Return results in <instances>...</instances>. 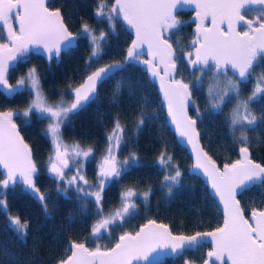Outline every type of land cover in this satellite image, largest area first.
<instances>
[{
    "label": "snow or ice",
    "instance_id": "snow-or-ice-1",
    "mask_svg": "<svg viewBox=\"0 0 264 264\" xmlns=\"http://www.w3.org/2000/svg\"><path fill=\"white\" fill-rule=\"evenodd\" d=\"M180 5L194 6L196 27L188 45L177 48L172 30L178 31L181 26L174 14ZM95 16L106 19L110 26L117 20L122 21L134 34L123 63L117 61L93 70L92 65L100 62L101 41L105 40L106 33L97 34L87 23L81 25L79 33H74L61 9L53 7L50 0H0V89L5 96L12 97L27 88L33 96L20 112L0 110V190L22 185L47 213L49 197L37 185L38 162L16 123L21 119L30 125L35 112L38 118L48 120L45 134L50 138L51 149L47 173L56 182L57 192L63 190L66 194L74 189L81 203L92 202L96 207L94 215L99 219L91 227V242L97 243L115 230H121L115 242L104 248L89 247L86 242H69L66 254L54 264H155L161 253L179 259L202 247L208 250L200 264H264V206L246 207L238 199L253 188L264 195V164L252 158L247 136L249 130L264 126V118L258 121L252 111V104L264 96V74L256 78L247 99L241 98V85L249 82L257 66H264V0H98ZM78 36L88 38L91 54L85 62L88 74L78 86L69 83L70 103L65 102L64 94L54 103L50 102L35 67L21 75L15 86L9 83L10 69L27 63L29 55L43 54L49 63L59 61L62 53L70 54L76 47ZM175 44L179 45V41ZM129 63L143 66L149 81L158 82L174 133L180 142L190 146L194 157L191 171L201 172L212 195L218 197L223 219L214 229L194 234L176 233L168 224L148 219L137 230L124 231L129 218L138 214L137 192L133 188L122 190L119 206L104 214L107 186L137 166L139 159L135 153L123 161L118 159L117 153L127 135L119 118L106 134L95 188L82 171L83 161L93 156L94 149L84 148L79 142H64L61 128L65 122L95 99L98 85ZM180 66L189 70L195 83L185 81L183 76L177 78ZM205 82L210 114H222L227 103L236 101L225 123L233 143L241 146L238 158L222 164L201 143L198 121L203 122V117L193 91H203ZM190 108L193 115L189 114ZM261 111L264 113V109ZM147 119L142 111L136 118L137 132ZM237 132L239 137L235 135ZM156 164L163 172L160 188H166L171 196L175 188L182 186L183 171L163 145ZM150 194L151 188L143 192L144 203ZM261 203L264 205V200ZM0 210L7 215L9 230L16 241L26 246L29 221L10 215L4 198H0ZM82 214H87L86 210ZM0 253L7 257V264H20L19 258L7 248L0 249ZM183 264L195 262L184 259Z\"/></svg>",
    "mask_w": 264,
    "mask_h": 264
},
{
    "label": "trees",
    "instance_id": "trees-1",
    "mask_svg": "<svg viewBox=\"0 0 264 264\" xmlns=\"http://www.w3.org/2000/svg\"><path fill=\"white\" fill-rule=\"evenodd\" d=\"M98 0H50L53 7L61 9L66 23L74 33L80 32L83 23H87L97 34L106 33L101 41L103 49L100 62L93 64V70L99 66L112 62H122L126 55L131 36L124 29L119 20L110 26L106 19L95 16ZM181 20L179 30H172L174 47L186 46L193 38L192 23L188 21V13L178 14ZM179 41V45L175 44ZM90 42L86 36H79L76 47L70 54H63L59 61L51 63L42 57L31 54L27 63H20L15 70L9 72V82L13 84L15 77L23 74V70L30 67L37 69L40 85L44 95L50 102H55L61 94L65 95V102L71 100L69 83L78 86L88 73L85 72V62L90 56ZM264 74V66H257L252 78L247 84L241 85L242 99H247L254 87L256 78ZM183 76L185 81L195 83L189 75V70L180 66L177 78ZM207 83L203 91H193L196 106L200 109L203 122L198 121L201 132V143L218 164L228 159L237 158V150L241 146L233 143L231 134L225 121L231 115L233 100L223 107L222 114H210L206 103ZM26 93H18L12 98H5L0 93V110L22 111L29 103ZM264 96L252 104V111L258 121L264 118ZM143 111L148 119L141 131L135 130L136 118ZM193 115V109H189ZM119 118L125 127L127 135L125 142L117 153L118 159L123 161L130 154L138 156V165L124 174L118 182L110 183L104 193V214L114 211L120 204L122 190L133 188L137 192V204L134 218H129L124 231H135L148 219L165 223L176 233L193 234L196 231H209L221 222L220 212L209 196L202 181L195 175L189 174L191 165L186 151L178 144L165 120L162 103L155 85L149 81L142 68L134 63L127 64L111 78L103 81L97 90L95 99L88 103L80 112L71 115L61 128L65 143L79 142L82 147L91 146L93 156L85 163L84 174L89 184L95 188L97 184L96 170L102 154L105 151V137L111 131L113 121ZM16 123L21 129V135L33 149L40 173L37 185L49 197L47 213L41 204L31 197L21 186L9 188L0 194L6 199L8 213L20 216L29 221L27 245L16 241L15 235L9 230L7 215L0 210V249L7 248L20 260V264H54L55 260L66 254L71 241L86 242L89 247L104 248L113 244L121 234L117 229L107 238L91 242V227L99 217L95 216L96 207L92 202L81 203L74 189L65 194L63 190L57 192L56 182L47 173V158L51 143L46 136V119L31 118L30 125H25L21 119ZM236 137L240 136L237 132ZM250 141L249 148L252 158L264 164V126L258 125L255 130L247 132ZM211 141V143H210ZM166 146L167 152L174 157L183 171L182 186L173 190L171 196L167 189H161L163 172L157 167L156 160L161 147ZM72 173L70 172L69 175ZM151 188L147 203L142 200L143 192ZM1 191V190H0ZM238 199L246 207H261L264 195L257 188L246 191ZM86 210L87 214H82ZM70 221H74L70 224ZM39 238V239H37ZM208 248L189 251L179 259H163L155 264H183L184 259L196 264L204 259ZM35 257L33 260L32 258ZM0 261L7 264V257L0 253Z\"/></svg>",
    "mask_w": 264,
    "mask_h": 264
},
{
    "label": "water",
    "instance_id": "water-1",
    "mask_svg": "<svg viewBox=\"0 0 264 264\" xmlns=\"http://www.w3.org/2000/svg\"><path fill=\"white\" fill-rule=\"evenodd\" d=\"M181 11H189V12H191V14H190V17H189V22H191L192 23V33L194 34V32H195V27H196V23H195V10H194V6H192V5H180V6H178V8L175 10V15L178 13V12H181ZM121 22V24L123 25V23H122V21H120ZM123 27H124V29L129 33V35L131 36V39L132 38H134V34L129 30V29H127V27L126 26H124L123 25ZM241 27H243V25H241ZM78 38H79V36L77 37V41H78ZM131 42V41H130ZM130 44V43H129ZM129 46V45H128ZM75 48V47H74ZM33 54H35V55H38V56H40V57H42L45 61H47V62H49L48 60H47V58H46V56L45 55H43V54H39V53H33ZM112 63H114V62H112ZM122 63V62H121ZM108 64H111V63H108ZM108 64H106V65H108ZM106 65H102V66H99V67H103V66H106ZM138 65V64H137ZM17 66V65H16ZM138 66H140L141 68H142V70H143V66H141V65H138ZM98 68V67H97ZM96 69V68H95ZM94 69V70H95ZM10 70H12V69H10ZM119 70H121V69H117V70H115V72H114V74L116 73V72H118ZM144 71V70H143ZM148 77V76H147ZM149 79V78H148ZM154 85H155V87H156V91H157V93H158V95H159V98H160V101H161V103H162V109H163V112H164V116H165V120H166V122H167V125H168V127L170 128V130H171V132L173 133V135H174V137L176 138V140H177V142H178V144L186 151V153L188 154V156H189V158H190V162H191V165H190V168H189V171H188V173L189 174H192V175H195L196 177H198L201 181H202V183H203V185L206 187V189H207V192H208V194H209V196L212 198V200L215 202V204H216V206H217V208H218V210H219V212H220V215H221V222H222V219H223V217H222V205H220L219 203H218V197H214L213 195H212V192H211V188H210V185L208 184V182H207V178L206 177H204L203 176V174L201 173V172H192L191 171V169H192V164H193V162H194V157L192 156V153H191V149H190V146H188L185 142H180L179 141V138L175 135V133H174V131H173V126H171L170 125V118L167 116V108H166V105H165V103H164V101H163V96H162V93H160V91H159V85H158V82L157 83H153ZM98 87H99V85H98ZM0 93L3 95V96H5L4 95V91L2 90V89H0ZM5 97H7V96H5ZM8 98H10V97H8ZM238 151H239V148H238V150H237V158H238ZM0 171H2V170H0ZM96 177H97V172H96ZM23 189H24V187L22 186V185H20ZM24 191H26L31 197H33L34 198V196H33V194H31L29 191H27V190H25L24 189ZM36 201H38L36 198H34ZM146 222V221H145ZM144 222V223H145ZM158 223H161V222H158ZM194 234V233H193ZM208 250V249H207ZM207 250H206V252H207ZM193 251V250H192ZM206 252H205V254H204V258H206ZM155 255V254H154ZM176 257H174V256H172L171 254H165V253H161L160 255H159V258L155 261V263L156 262H158V261H160V260H163V259H175ZM196 264V263H195ZM200 264V263H199Z\"/></svg>",
    "mask_w": 264,
    "mask_h": 264
},
{
    "label": "rangeland",
    "instance_id": "rangeland-1",
    "mask_svg": "<svg viewBox=\"0 0 264 264\" xmlns=\"http://www.w3.org/2000/svg\"><path fill=\"white\" fill-rule=\"evenodd\" d=\"M177 19H178L179 21H181L178 17H177ZM28 69H30V67H28V68H26L25 70H23V74H25V73L28 71ZM23 74H22V75H23ZM20 77H21V76H20ZM15 85H16V84H15ZM15 85H14V86H15ZM22 92L28 94V96H29V101L33 98V96L30 95L29 90H28L27 88H25ZM206 94H207V92H206ZM70 102H71V100H70V101H67V103H70ZM235 103H236V101L233 100L232 107H231V113H232V109H233V106L235 105ZM31 118H38V115H37L35 112H33V114L31 115ZM46 120H47V119H46ZM46 125H48V120H47ZM46 129H47V126H46ZM48 139H49V141H50V138H49V137H48ZM86 161H87V160H86ZM86 161H83V165H85ZM83 167H84V166H83ZM83 169H84V168H83ZM83 169H82V171H83ZM3 193H4V190H1V191H0V194H3ZM114 211H115V210H114Z\"/></svg>",
    "mask_w": 264,
    "mask_h": 264
},
{
    "label": "flooded vegetation",
    "instance_id": "flooded-vegetation-1",
    "mask_svg": "<svg viewBox=\"0 0 264 264\" xmlns=\"http://www.w3.org/2000/svg\"><path fill=\"white\" fill-rule=\"evenodd\" d=\"M181 12H185V13H188V21H189V17H190V14H191V12H189V11H181ZM181 12H178L177 14H176V18L178 17V14L179 13H181ZM179 18V17H178ZM180 19V18H179ZM241 28H243V27H241ZM18 65V64H17ZM11 71V70H10ZM9 71V72H10ZM9 75V74H8ZM20 76L21 75H18L17 77H15V80H14V82H13V84H11V85H15L16 84V81L20 78ZM10 83V82H9ZM5 97V96H4ZM12 97H14V96H12ZM12 97H10V98H12ZM5 98H8V97H5ZM71 100H72V97H71ZM47 121V120H46ZM84 167H85V165H84ZM83 167V168H84ZM74 171V170H73ZM83 172H84V170H83ZM96 172H97V170H96ZM138 229V228H137Z\"/></svg>",
    "mask_w": 264,
    "mask_h": 264
}]
</instances>
